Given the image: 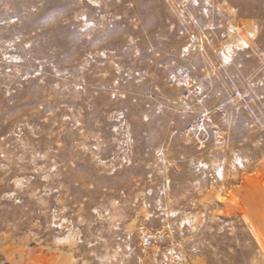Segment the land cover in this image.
I'll use <instances>...</instances> for the list:
<instances>
[{
    "label": "rangeland",
    "instance_id": "obj_1",
    "mask_svg": "<svg viewBox=\"0 0 264 264\" xmlns=\"http://www.w3.org/2000/svg\"><path fill=\"white\" fill-rule=\"evenodd\" d=\"M0 264H264V0H0Z\"/></svg>",
    "mask_w": 264,
    "mask_h": 264
}]
</instances>
